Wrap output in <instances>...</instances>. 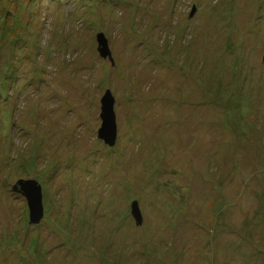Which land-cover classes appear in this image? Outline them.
<instances>
[{
    "label": "rangeland",
    "instance_id": "374dc122",
    "mask_svg": "<svg viewBox=\"0 0 264 264\" xmlns=\"http://www.w3.org/2000/svg\"><path fill=\"white\" fill-rule=\"evenodd\" d=\"M0 264H264V0H0Z\"/></svg>",
    "mask_w": 264,
    "mask_h": 264
},
{
    "label": "water",
    "instance_id": "95a60500",
    "mask_svg": "<svg viewBox=\"0 0 264 264\" xmlns=\"http://www.w3.org/2000/svg\"><path fill=\"white\" fill-rule=\"evenodd\" d=\"M193 12L194 9L192 10L191 14ZM97 41L100 55L102 57L109 55V50L103 34L97 35ZM113 106L114 98L111 95V92L107 90L101 99L100 117L102 119V124L98 130V137L109 146H113L115 144L117 136V127ZM12 190L26 198L29 209V224H39L44 215L41 185L33 179H20L12 186ZM131 214L137 225L142 223V215L136 201H133L131 204Z\"/></svg>",
    "mask_w": 264,
    "mask_h": 264
}]
</instances>
